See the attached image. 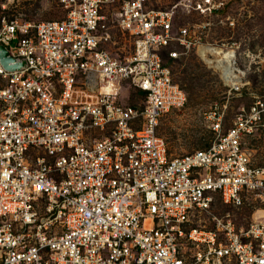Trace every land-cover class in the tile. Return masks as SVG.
<instances>
[{
  "label": "built area",
  "instance_id": "1",
  "mask_svg": "<svg viewBox=\"0 0 264 264\" xmlns=\"http://www.w3.org/2000/svg\"><path fill=\"white\" fill-rule=\"evenodd\" d=\"M29 1L0 0V264H264V164L246 146L264 133V98L228 127L216 105L210 143L174 157L160 119L187 97L163 52L200 43L190 27L148 0H55V20L30 18ZM113 25L130 51L105 46ZM227 51L199 54L242 95ZM125 83L142 103L121 101Z\"/></svg>",
  "mask_w": 264,
  "mask_h": 264
},
{
  "label": "rangeland",
  "instance_id": "2",
  "mask_svg": "<svg viewBox=\"0 0 264 264\" xmlns=\"http://www.w3.org/2000/svg\"><path fill=\"white\" fill-rule=\"evenodd\" d=\"M120 4L121 1L110 3L106 14L114 16ZM148 6L170 11L174 29L189 26L192 36L198 37L200 42L187 49L176 61L163 52L164 60L172 67L174 79L187 97L184 106L167 111L160 119L159 134L166 139L169 152L175 157L210 143L213 133L206 115L216 105L224 111V125L228 127L242 107L251 105L254 95L264 98V0H148ZM210 6H215V12L205 11ZM25 10L34 20H55L66 14L55 0H31ZM110 35L111 39L105 46L114 54L120 53L119 48H124L125 52L132 49V39L117 25L110 27ZM201 43L236 51L238 66L245 74L246 85L242 95L231 91L220 71L202 59L199 52L204 46L199 47ZM120 99L124 103L138 105L142 103L143 95L125 83ZM246 146L253 160L264 164V133L257 132L247 137ZM226 209L217 201L215 212ZM249 213L250 210L244 208L238 217Z\"/></svg>",
  "mask_w": 264,
  "mask_h": 264
},
{
  "label": "bare ground",
  "instance_id": "3",
  "mask_svg": "<svg viewBox=\"0 0 264 264\" xmlns=\"http://www.w3.org/2000/svg\"><path fill=\"white\" fill-rule=\"evenodd\" d=\"M206 50L208 52H211L212 54H215L217 60H214V58H208L205 53H202V52H205ZM200 52H201V54H205V58H206L207 62H209V63H212V62H217V63L223 62L232 53L231 51H227L226 49H224V48H222L220 46H215V45H207V46L201 47Z\"/></svg>",
  "mask_w": 264,
  "mask_h": 264
},
{
  "label": "trees",
  "instance_id": "4",
  "mask_svg": "<svg viewBox=\"0 0 264 264\" xmlns=\"http://www.w3.org/2000/svg\"><path fill=\"white\" fill-rule=\"evenodd\" d=\"M214 10H215V9H214ZM214 10L212 11V13H213V12H215ZM165 52H166V53H167V55H168V51H167V50H165ZM163 58H164V53H163ZM171 60H173V61H176V60H178V59H175V60H174V59H171Z\"/></svg>",
  "mask_w": 264,
  "mask_h": 264
},
{
  "label": "water",
  "instance_id": "5",
  "mask_svg": "<svg viewBox=\"0 0 264 264\" xmlns=\"http://www.w3.org/2000/svg\"><path fill=\"white\" fill-rule=\"evenodd\" d=\"M2 54L5 55V54H6V51L4 50V52L1 53V55H2ZM4 62L7 64V59H5Z\"/></svg>",
  "mask_w": 264,
  "mask_h": 264
}]
</instances>
